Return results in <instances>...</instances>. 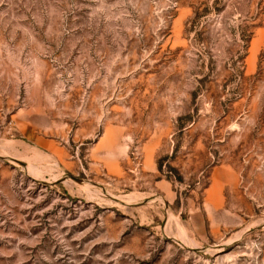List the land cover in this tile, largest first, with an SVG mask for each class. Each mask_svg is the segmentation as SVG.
Returning a JSON list of instances; mask_svg holds the SVG:
<instances>
[{
    "label": "rangeland",
    "instance_id": "374dc122",
    "mask_svg": "<svg viewBox=\"0 0 264 264\" xmlns=\"http://www.w3.org/2000/svg\"><path fill=\"white\" fill-rule=\"evenodd\" d=\"M0 264H264V0H0Z\"/></svg>",
    "mask_w": 264,
    "mask_h": 264
}]
</instances>
